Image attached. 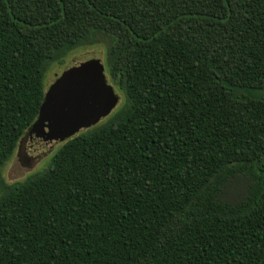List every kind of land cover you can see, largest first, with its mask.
Wrapping results in <instances>:
<instances>
[{
    "label": "trees",
    "instance_id": "1",
    "mask_svg": "<svg viewBox=\"0 0 264 264\" xmlns=\"http://www.w3.org/2000/svg\"><path fill=\"white\" fill-rule=\"evenodd\" d=\"M97 43L123 101L0 176V264H264V0H0V169Z\"/></svg>",
    "mask_w": 264,
    "mask_h": 264
},
{
    "label": "water",
    "instance_id": "2",
    "mask_svg": "<svg viewBox=\"0 0 264 264\" xmlns=\"http://www.w3.org/2000/svg\"><path fill=\"white\" fill-rule=\"evenodd\" d=\"M116 100L97 60L76 65L44 92L34 122L23 139L27 154L49 150L83 131L109 112Z\"/></svg>",
    "mask_w": 264,
    "mask_h": 264
},
{
    "label": "rangeland",
    "instance_id": "3",
    "mask_svg": "<svg viewBox=\"0 0 264 264\" xmlns=\"http://www.w3.org/2000/svg\"><path fill=\"white\" fill-rule=\"evenodd\" d=\"M91 60H97L99 64L103 66V73L105 76L106 83L110 85L113 89V93L116 97V100L112 104L107 115L100 119L94 125L101 124L105 119L116 110L122 103L123 97L120 92H118L112 84L108 81L106 76L105 68V50L103 43H97L93 45H82L67 53L62 58V64L53 63L47 69V72L43 78V89L46 91L49 89L55 81L64 75L69 69L73 68L76 65L86 63ZM93 125V126H94ZM92 127V126H91ZM84 131V130H83ZM82 132V131H80ZM78 132V133H80ZM62 143H57L53 145L49 150L38 153V154H27L24 151L23 143L21 147H18L13 152L10 159L5 163V165L0 169V176L3 181L7 184L14 182L22 181L27 176L43 170L46 168L48 160L54 154L57 147Z\"/></svg>",
    "mask_w": 264,
    "mask_h": 264
}]
</instances>
